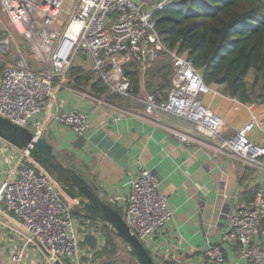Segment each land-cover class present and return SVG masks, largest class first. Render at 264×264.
<instances>
[{
  "label": "built area",
  "instance_id": "built-area-1",
  "mask_svg": "<svg viewBox=\"0 0 264 264\" xmlns=\"http://www.w3.org/2000/svg\"><path fill=\"white\" fill-rule=\"evenodd\" d=\"M65 0H0L10 24L28 36L36 48L38 63L31 66L20 54L4 61L0 71V115L36 134L41 113L57 119L77 136L89 130L87 114L80 110L53 112L57 89L67 84L71 67L86 59L91 70L107 84L109 91L130 96L125 65L150 67L165 52L172 59L173 73L168 97L158 100L149 93L145 110L169 113L191 122L216 139L215 155L228 153L245 165L264 172V146L250 138L256 117L224 135L223 118L206 107L203 96L212 91L188 54L170 50L161 40L154 15L173 0H76L63 19ZM9 43V38L6 39ZM176 136L184 140L182 133ZM124 218L143 242L160 232L173 218L160 180L148 168L139 167L129 180ZM0 201L20 222L26 238L14 246L11 264H22L27 247L36 245L45 255L44 264L81 256V230L89 221L77 218L55 182L39 166L25 159L17 174L0 190ZM239 244V254L248 264H264V180L248 207L233 211L228 230L205 250L203 264H225L224 246Z\"/></svg>",
  "mask_w": 264,
  "mask_h": 264
},
{
  "label": "crops",
  "instance_id": "crops-1",
  "mask_svg": "<svg viewBox=\"0 0 264 264\" xmlns=\"http://www.w3.org/2000/svg\"><path fill=\"white\" fill-rule=\"evenodd\" d=\"M76 64L91 70L86 59H78ZM211 87L212 91L203 96V101L223 118L224 135L229 137L256 117L249 136L264 146V104H243L222 94L217 85L211 84ZM148 94L143 84L138 96L108 101L84 87H76L69 75L67 84L57 89L52 111H83L88 117L89 130L79 137L65 124L54 118L47 119L41 113L36 126H43V132L36 135H45L52 142L59 159L81 177L80 185L84 179L99 202L111 203L123 217L131 176L138 174L139 167L150 169L160 180L174 215L160 232L143 243L156 264H203L205 250L218 242L230 227V199L235 186L238 185V190L234 210L248 207L264 180V172L228 153L216 156L219 142L197 130L191 122L159 110L147 113ZM177 132L182 133L184 140L176 136ZM25 159L32 161L25 151L0 138V190L17 174ZM54 182L73 210L80 212L77 218L89 221L81 230L80 258H65L59 264H122L119 251L124 249L128 253L123 240ZM71 187L82 193L76 184ZM82 198L89 202L88 198ZM107 232L113 236L117 251L101 256L100 252L107 248ZM87 236H92L95 243L88 241ZM25 238L18 219L0 201V264H11L14 246L23 243ZM224 252L225 264H248L239 254L238 243L226 244ZM128 262L137 264L130 255ZM44 263L45 255L40 248L29 245L22 264Z\"/></svg>",
  "mask_w": 264,
  "mask_h": 264
},
{
  "label": "trees",
  "instance_id": "trees-1",
  "mask_svg": "<svg viewBox=\"0 0 264 264\" xmlns=\"http://www.w3.org/2000/svg\"><path fill=\"white\" fill-rule=\"evenodd\" d=\"M154 20L163 43L188 54L208 84L243 104H264V0H173L155 13ZM3 66L0 62V71ZM124 72L130 80V95H140L144 84L158 100L168 97L173 63L165 52L144 72L136 61L128 62ZM70 77L76 87L105 100L125 97L110 92L101 77L78 64L71 67ZM73 213L80 216L77 209ZM107 233V248L101 256L117 251L113 236ZM87 240L95 243L92 236Z\"/></svg>",
  "mask_w": 264,
  "mask_h": 264
},
{
  "label": "water",
  "instance_id": "water-1",
  "mask_svg": "<svg viewBox=\"0 0 264 264\" xmlns=\"http://www.w3.org/2000/svg\"><path fill=\"white\" fill-rule=\"evenodd\" d=\"M0 138L27 152L28 157L56 181L64 192L76 199L81 207L97 216L107 229L121 238L127 246V252L132 260L137 264H156L149 249L132 232L123 215L111 203L102 204L99 202L96 198L97 195L85 185L84 179V184L80 185L81 177L74 169L67 167L59 159L52 142L45 135L37 136L35 131L30 128L18 125L0 115ZM73 183L80 188L81 194L71 187ZM92 188L96 189L94 186ZM237 190L238 185L235 186L230 199V219L235 207ZM82 197L88 198L89 202H86Z\"/></svg>",
  "mask_w": 264,
  "mask_h": 264
},
{
  "label": "rangeland",
  "instance_id": "rangeland-1",
  "mask_svg": "<svg viewBox=\"0 0 264 264\" xmlns=\"http://www.w3.org/2000/svg\"><path fill=\"white\" fill-rule=\"evenodd\" d=\"M76 0H65L63 4V19H66L68 13L72 10V4ZM9 38V43L6 39ZM23 55L31 66H36L38 56L35 46L31 39L26 35H21L11 24L0 5V62L9 61L15 55ZM94 223V222H93ZM121 250V249H120ZM118 259L122 260V264H128L129 254L123 249L118 253ZM122 258V259H121ZM126 261V262H125ZM134 264V263H132Z\"/></svg>",
  "mask_w": 264,
  "mask_h": 264
},
{
  "label": "bare ground",
  "instance_id": "bare-ground-1",
  "mask_svg": "<svg viewBox=\"0 0 264 264\" xmlns=\"http://www.w3.org/2000/svg\"><path fill=\"white\" fill-rule=\"evenodd\" d=\"M27 153V152H26Z\"/></svg>",
  "mask_w": 264,
  "mask_h": 264
}]
</instances>
